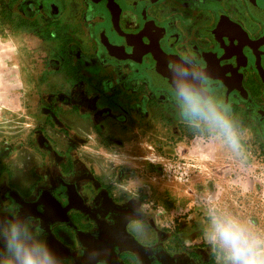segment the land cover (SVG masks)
Listing matches in <instances>:
<instances>
[{
  "label": "flooded vegetation",
  "instance_id": "af4514ba",
  "mask_svg": "<svg viewBox=\"0 0 264 264\" xmlns=\"http://www.w3.org/2000/svg\"><path fill=\"white\" fill-rule=\"evenodd\" d=\"M11 1L19 16L13 27L19 32L24 24H40L39 44L59 41L62 23L73 31L55 50L40 47L32 54L41 74V62L81 77L103 73L106 81L113 79V92L128 95L116 114L101 110L102 119L147 118L160 106L167 110L161 121L167 130L173 115L181 120L166 70L170 60L190 49L209 73V91L232 109L242 108L264 139V0ZM24 36L29 37L26 31L19 32L23 44ZM48 116L28 132V141H0V159L23 145L43 159L31 185L13 184L0 169V216L19 209L38 217L43 238L58 249L63 264H81L89 249L96 252L95 264H209L210 259L169 242L166 232L153 233L142 201L120 193L111 180L114 171L110 177L97 173L71 135L51 130L50 122L56 123Z\"/></svg>",
  "mask_w": 264,
  "mask_h": 264
},
{
  "label": "rangeland",
  "instance_id": "374dc122",
  "mask_svg": "<svg viewBox=\"0 0 264 264\" xmlns=\"http://www.w3.org/2000/svg\"><path fill=\"white\" fill-rule=\"evenodd\" d=\"M5 2L0 0V117L14 127L19 120L21 88L27 80L20 83L18 53L12 47L15 41L19 42V32L13 27L19 23V16L13 12L12 1L9 0L8 9ZM22 39L26 42L29 37ZM232 110L245 134L247 162L243 166L215 142L198 139L173 115L169 118L172 124L168 125L167 139L122 147L115 153L123 155L126 163L113 165L106 173L110 177L114 171L111 180L118 184L120 193L142 201V212L150 220L153 233L166 232L169 242L197 253L203 261L210 259L209 264H217V259L202 235L198 204L202 192L213 191L231 210L264 227V139L242 108ZM114 159V155L108 157L111 163ZM133 179L135 184L130 183Z\"/></svg>",
  "mask_w": 264,
  "mask_h": 264
},
{
  "label": "crops",
  "instance_id": "0c3cea01",
  "mask_svg": "<svg viewBox=\"0 0 264 264\" xmlns=\"http://www.w3.org/2000/svg\"><path fill=\"white\" fill-rule=\"evenodd\" d=\"M66 28L62 23L61 29L64 33V35L62 33V38L68 33L73 34L72 30L66 31ZM22 31H26L29 36L27 42L23 44L21 41H15L14 45L12 42L10 45L18 53L16 69L21 79L20 83L24 79L27 82L21 88L23 93L19 97V120L16 121V125L9 127V120L0 117V141L2 139L10 143L17 141L21 143L26 139L28 141V132L44 125V115H49L47 118L49 122L51 120L56 123L52 125L50 122L51 130L65 131L71 135L70 137L79 145V153L90 161L97 173L105 175L113 166L108 157L115 151L122 147L151 143L153 140L167 137L168 130L161 124V121H166L163 113L167 110L160 106L150 110L147 118L134 115L129 121L122 122L119 118L102 119L101 110L107 109L111 114H116L118 108L126 103L124 98L128 95L113 92L111 90L113 79L106 81L102 78L103 73L97 76L85 74L81 77L74 75L65 67L57 66L47 69L48 66L45 64V68L41 62L43 65L41 74L40 64H36L32 54L40 52V47L45 52L55 50L62 38L59 41L44 39L39 44L40 24L32 27L24 24L19 32L22 34ZM7 42H4L6 46ZM110 56L113 58L112 54ZM41 100L43 102L40 104ZM155 118L158 119L159 127L156 124L153 127L151 124ZM0 160V169L9 174L13 184L31 185L36 179L34 177L35 167L43 159L36 154L34 149L23 145ZM53 249L58 251L56 247ZM88 253H91L93 257L96 255L94 250L89 249L81 258V264H88Z\"/></svg>",
  "mask_w": 264,
  "mask_h": 264
},
{
  "label": "clouds",
  "instance_id": "9594fccd",
  "mask_svg": "<svg viewBox=\"0 0 264 264\" xmlns=\"http://www.w3.org/2000/svg\"><path fill=\"white\" fill-rule=\"evenodd\" d=\"M169 65L166 71L182 122L198 139L215 142L241 166L246 164L245 134L240 122L231 104L209 91V73L195 53L182 51ZM113 155V165L126 163L123 155ZM198 204L203 239L217 264H264V227L231 210L211 190L200 194ZM43 231L38 217L19 209L0 216V264H63L62 257L43 238ZM87 255L88 264H95V257Z\"/></svg>",
  "mask_w": 264,
  "mask_h": 264
}]
</instances>
